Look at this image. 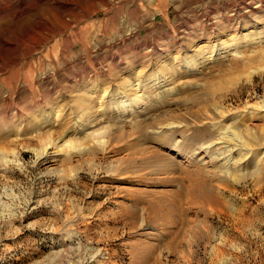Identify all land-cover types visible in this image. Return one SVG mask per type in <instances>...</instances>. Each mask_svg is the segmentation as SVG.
<instances>
[{"label": "rangeland", "instance_id": "374dc122", "mask_svg": "<svg viewBox=\"0 0 264 264\" xmlns=\"http://www.w3.org/2000/svg\"><path fill=\"white\" fill-rule=\"evenodd\" d=\"M0 264H264V0H0Z\"/></svg>", "mask_w": 264, "mask_h": 264}, {"label": "bare ground", "instance_id": "6f19581e", "mask_svg": "<svg viewBox=\"0 0 264 264\" xmlns=\"http://www.w3.org/2000/svg\"><path fill=\"white\" fill-rule=\"evenodd\" d=\"M252 4V3H251ZM242 8V7H241ZM221 21V20H220ZM218 23V22H217ZM210 35V34H209ZM201 45H203V44H201ZM211 47V46H210ZM212 47H214V46H212ZM201 51V50H200ZM221 140V139H220ZM219 142V141H218Z\"/></svg>", "mask_w": 264, "mask_h": 264}]
</instances>
